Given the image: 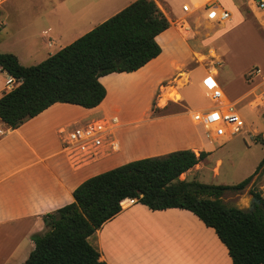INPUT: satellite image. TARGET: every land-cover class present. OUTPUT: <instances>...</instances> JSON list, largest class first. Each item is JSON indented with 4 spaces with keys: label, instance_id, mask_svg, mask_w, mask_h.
<instances>
[{
    "label": "crops",
    "instance_id": "0c3cea01",
    "mask_svg": "<svg viewBox=\"0 0 264 264\" xmlns=\"http://www.w3.org/2000/svg\"><path fill=\"white\" fill-rule=\"evenodd\" d=\"M133 1L0 0V54H14L21 65L33 59L40 63L48 57L46 49L69 45ZM171 32L170 27L156 37L161 53L142 68L100 77L106 96L97 107L84 109L55 103L16 129L0 120V264L24 261L33 249L30 236L44 230L42 216L73 202V190L86 179L131 161L178 150L196 154L204 151L208 153L205 159L209 160L214 153L210 144H222L234 136L213 135L208 140L202 127L192 121V114L212 106L209 99L212 87L216 85L224 92L225 82H221L214 67L190 66V53L178 40L172 41ZM198 67L204 68V74L192 77ZM0 74L5 85L0 87V96L8 91L7 81L12 80L14 86L20 84L1 70ZM164 82H174L175 86L163 85ZM190 84L189 91L180 92ZM170 86L180 99H167L160 104V95L157 108L164 109L173 102L183 110L153 115L152 101L157 90ZM225 87L229 88L227 84ZM243 89H235L234 97L223 93L236 111ZM128 92L144 98L141 109L133 114L120 104ZM205 98L209 107L201 101ZM111 114L120 119L115 135L119 150L75 167L62 149L64 134L60 132H67L79 122ZM239 116L244 122L243 130L246 123ZM185 117L187 124L183 121ZM254 132L262 133L264 139V129ZM205 159L179 178L191 181L199 177ZM218 161L214 175L222 164ZM261 197L264 199V190ZM144 216L148 219H143ZM88 241L106 264H232L214 230L190 211L177 208L151 211L132 199L123 200L120 213L104 223Z\"/></svg>",
    "mask_w": 264,
    "mask_h": 264
},
{
    "label": "trees",
    "instance_id": "16d2710c",
    "mask_svg": "<svg viewBox=\"0 0 264 264\" xmlns=\"http://www.w3.org/2000/svg\"><path fill=\"white\" fill-rule=\"evenodd\" d=\"M170 22L154 0H135L69 45L34 66L12 53L0 54V70L20 82L0 96V120L16 129L55 103L97 107L106 90L100 77L131 73L161 53L156 37ZM264 146V139H261ZM191 150L128 162L77 186L73 202L42 216L43 232L30 236L34 249L23 264H106L88 239L132 199L151 211H190L212 228L232 264H264V199L250 212L224 204L226 191L243 190L264 172V156L253 174L236 185H210L179 177L207 157Z\"/></svg>",
    "mask_w": 264,
    "mask_h": 264
},
{
    "label": "rangeland",
    "instance_id": "374dc122",
    "mask_svg": "<svg viewBox=\"0 0 264 264\" xmlns=\"http://www.w3.org/2000/svg\"><path fill=\"white\" fill-rule=\"evenodd\" d=\"M155 1L165 11L170 22L172 41L178 40L190 53V66L214 67L220 75L221 82H225L222 85L224 92L230 97H234L232 93H235V89L244 88L239 95L240 101L235 106L245 120L244 129L237 132L229 141L222 144L217 142L210 144L214 147V153L209 160L203 161V168L198 173L199 177L192 179L210 185H236L254 173L264 156V146L261 143L263 135L254 132L264 129V13L252 11L240 1L216 0L219 6L226 8L231 13L229 22L218 23L208 17L207 12L203 9L194 13H181V4L185 2L190 4L193 0ZM159 41L162 44L165 43L162 38ZM57 50H59L57 46L48 48L45 50V56H49L48 54ZM37 63L38 61L33 59L23 66H34ZM203 74L204 68L198 67L192 77ZM242 81L246 86H243ZM127 84L125 83V85ZM167 84L175 86L174 82L163 83V85ZM177 84L180 85V83ZM226 84L229 88L225 87ZM3 86H5L4 80L0 74V87ZM190 86L191 84L181 89L180 92L185 94L186 91H189ZM160 95H162L160 104L167 99H180L176 90L171 86L157 90L152 101L153 115L183 110L181 106L173 102H169L164 109L157 108V99ZM122 101L120 104L124 108L126 106L127 111L129 110L130 114H133L141 109L144 98L139 96L136 98L131 92H128ZM201 101L206 105L205 107L210 106L206 98ZM246 104L248 106H245ZM256 114L263 118L259 119ZM183 121L187 124L188 118L185 117ZM86 122H79L75 126H70L68 130L84 125ZM218 159L222 161V164L218 169V174L214 175L213 172L217 173L219 166V161L216 163ZM263 190L264 172L253 176L243 190L226 191L221 200L228 206L247 209L251 196H254V193L261 194ZM143 219L147 220L148 217L144 216ZM26 259L18 264H23Z\"/></svg>",
    "mask_w": 264,
    "mask_h": 264
},
{
    "label": "built area",
    "instance_id": "2783aa9c",
    "mask_svg": "<svg viewBox=\"0 0 264 264\" xmlns=\"http://www.w3.org/2000/svg\"><path fill=\"white\" fill-rule=\"evenodd\" d=\"M235 1L246 4L252 11L264 13V0ZM191 2L190 4L188 2L181 4L182 13H194L203 9L207 12L208 17L218 23H226L231 19V13L226 8L219 6L216 0H193ZM6 85L8 91L15 87L12 85V80L7 81ZM209 99L212 103L210 108L192 114V121L196 125L202 126L208 140L213 135H235L243 128L242 118L216 85L209 92ZM119 128L118 115L111 114L76 126L67 132L61 131L60 133L64 134L62 149L75 167L96 162L105 155L119 150V144L115 138Z\"/></svg>",
    "mask_w": 264,
    "mask_h": 264
},
{
    "label": "water",
    "instance_id": "95a60500",
    "mask_svg": "<svg viewBox=\"0 0 264 264\" xmlns=\"http://www.w3.org/2000/svg\"><path fill=\"white\" fill-rule=\"evenodd\" d=\"M260 201L255 197L251 196L248 209H240L243 212H250L254 209V204H259Z\"/></svg>",
    "mask_w": 264,
    "mask_h": 264
}]
</instances>
